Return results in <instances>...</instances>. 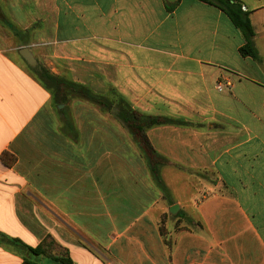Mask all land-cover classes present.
<instances>
[{"label":"crops","instance_id":"crops-1","mask_svg":"<svg viewBox=\"0 0 264 264\" xmlns=\"http://www.w3.org/2000/svg\"><path fill=\"white\" fill-rule=\"evenodd\" d=\"M2 1L0 236H48L72 264H264V0H237L257 61L199 0ZM24 47L60 80L176 122L145 132L164 191L121 121L80 100L60 111ZM0 264L23 263L0 245Z\"/></svg>","mask_w":264,"mask_h":264},{"label":"trees","instance_id":"trees-1","mask_svg":"<svg viewBox=\"0 0 264 264\" xmlns=\"http://www.w3.org/2000/svg\"><path fill=\"white\" fill-rule=\"evenodd\" d=\"M162 1L164 3L165 10L167 12H172L180 0H162ZM199 1L210 4L218 8L220 11H222L225 14V16L232 24V26L236 30H238L242 36L243 44L238 49V53L240 57L250 58L254 61H257L258 54L254 46V31L249 20V12L242 8L240 2H238L237 0H199ZM46 72L44 71L42 73L46 75L48 79L57 83L56 81V79H58L57 76H54ZM62 85L67 88H70L72 91H75L82 99V101H85L87 103L98 105L103 101L102 96L92 93L83 86L75 85L68 82H64ZM120 101L126 107L124 110L122 109L121 113L118 114V118L121 120V122L125 125L129 133L131 134L134 142H136V145L140 153L145 157L146 162L150 167V171L152 173L154 182L157 184V186L160 187L162 191H164L165 189L159 177L160 167L164 164V160L152 150L146 138L145 132L147 129H150L152 127L176 124V122L164 117L141 115L135 112L134 110H132L122 100ZM147 157H152V159L148 160ZM48 242H51L53 245L59 247L48 236L44 237L43 240L35 247L26 246L18 239L8 238L4 235L0 236V245L3 244L7 246L16 245L19 246V248H21L18 254L23 257V264H36L35 262H33L32 259H29L30 257H34V256L48 257L46 252V248H47L46 244ZM59 248L62 249L61 247ZM24 253L27 255V257L24 255ZM52 262H53L52 264H72V261L68 257L66 250H63L62 254L55 256Z\"/></svg>","mask_w":264,"mask_h":264},{"label":"rangeland","instance_id":"rangeland-1","mask_svg":"<svg viewBox=\"0 0 264 264\" xmlns=\"http://www.w3.org/2000/svg\"><path fill=\"white\" fill-rule=\"evenodd\" d=\"M5 14H6L5 4L3 3L2 0H0V23L1 24H4ZM35 26L39 27L37 24ZM17 40L20 43H23V44L27 43L28 44V40H24V37L20 38V36H17ZM29 47H31V46H29ZM40 63H41V60H40ZM39 65L40 64L38 61L36 68H33L35 70L33 72L34 76L36 79H38V81H40L45 87H47L49 89L52 97L54 98V101L57 104H59V106L61 105L60 111H64V110L66 111V108H67L66 105L69 104L73 100L82 101V99L79 97V95L75 91H72L70 88H67V87L62 85L64 82H68L67 80L56 79L57 83L53 82L52 80L48 79V77L46 75H44L42 73L44 71L46 72V70L42 69L41 66H39ZM46 73H48V72H46ZM68 83H70V82H68ZM83 102H85V101H83ZM94 106H96L101 111H105L107 113V115L111 116L116 121H121L117 116L118 112L121 113L122 109L124 110L126 107L112 93H108L106 97H103L102 103H99L98 105H94ZM113 108H116V112H113L114 114H111L110 111ZM147 159L148 160L152 159V157H147ZM1 246H2V249H9V251L12 252V254H15L17 257H19L23 263V257L18 254L19 250L21 249V248H19V246H16V245H8L7 246L5 244H3ZM46 247H47L46 252H47L48 257H44V256L43 257L42 256L36 257V256H34V257H30L29 259H32L33 262H35L36 264H52L53 263L52 260L54 259V257L63 253L62 249L53 245L51 242H48L46 244ZM24 255L27 257V255L25 253H24Z\"/></svg>","mask_w":264,"mask_h":264},{"label":"water","instance_id":"water-1","mask_svg":"<svg viewBox=\"0 0 264 264\" xmlns=\"http://www.w3.org/2000/svg\"><path fill=\"white\" fill-rule=\"evenodd\" d=\"M19 55L21 56V58L26 62V64L30 67V68H36L37 66V62L36 60L33 58L32 54L29 52V50L24 47V48H21L19 50ZM111 114H114L113 112H116V108H113L111 109ZM119 114V112H118ZM118 116V115H117ZM176 209L175 206H173L172 208H170L169 212L171 214H173L174 210Z\"/></svg>","mask_w":264,"mask_h":264},{"label":"built area","instance_id":"built-area-1","mask_svg":"<svg viewBox=\"0 0 264 264\" xmlns=\"http://www.w3.org/2000/svg\"><path fill=\"white\" fill-rule=\"evenodd\" d=\"M220 87H221L220 85H217V89H220Z\"/></svg>","mask_w":264,"mask_h":264}]
</instances>
